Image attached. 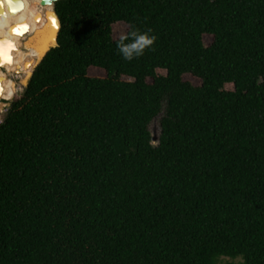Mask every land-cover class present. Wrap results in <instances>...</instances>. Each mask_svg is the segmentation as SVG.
I'll use <instances>...</instances> for the list:
<instances>
[{
	"label": "trees",
	"instance_id": "obj_1",
	"mask_svg": "<svg viewBox=\"0 0 264 264\" xmlns=\"http://www.w3.org/2000/svg\"><path fill=\"white\" fill-rule=\"evenodd\" d=\"M55 9L58 44L0 122V264H264V0ZM120 22L155 44L124 60Z\"/></svg>",
	"mask_w": 264,
	"mask_h": 264
},
{
	"label": "rangeland",
	"instance_id": "obj_2",
	"mask_svg": "<svg viewBox=\"0 0 264 264\" xmlns=\"http://www.w3.org/2000/svg\"><path fill=\"white\" fill-rule=\"evenodd\" d=\"M53 7V4H51L50 9L45 12V13H51V9ZM41 23L43 24V20H41ZM47 29L46 25L43 26H39L37 27V29H33L31 31H27L24 30L22 35L18 38L15 39V45L16 43L19 42V47L23 52H25L26 54H31V57H26L24 54L18 52V49L16 47V52L14 57H12V62L16 65V69L14 71H12V68L9 67L6 63H5V59L4 62H2L1 67H5L6 69H8L10 71V76L13 78L15 84H17V86L19 87V91L17 92V94H15L13 97L11 98H7L10 99L9 101H12L14 98L20 97L23 92H24V83L27 79V77L29 76L30 72L32 71L33 67L35 66V64L37 63V58L39 57V53H37L38 51V45H40V43L43 41L44 36L42 37V35L45 34ZM21 30V28H20ZM127 30V24L124 22H120L115 24L114 28H113V35L114 37H120L122 35H124L126 33ZM35 31V32H34ZM27 32H34V34H26ZM207 41H209V39H207ZM10 50V48H9ZM9 55V54H8ZM7 55V57H8ZM6 57V59H7ZM91 75H96V76H104V71L101 69H90L89 70ZM185 79L187 80H191L194 83L198 84V80L193 78L190 75H185L184 76ZM9 103V102H8ZM9 108V105L5 107L4 112L1 114L0 116V122L2 121L5 113L7 112ZM161 114L157 115L150 123L149 128L151 131V135L153 138V143H157L158 138H159V134H160V118H161ZM218 264H245V260L242 256H236V257H232V256H221L219 258Z\"/></svg>",
	"mask_w": 264,
	"mask_h": 264
},
{
	"label": "bare ground",
	"instance_id": "obj_3",
	"mask_svg": "<svg viewBox=\"0 0 264 264\" xmlns=\"http://www.w3.org/2000/svg\"><path fill=\"white\" fill-rule=\"evenodd\" d=\"M52 3L43 4L41 0H0V66L6 59L9 48L16 50L15 38L19 33L20 28L27 26L35 18L42 16L47 12ZM53 7L51 9V26H47L46 32L43 35L47 36L49 31L56 27ZM37 29V27L35 28ZM17 54V52L15 51ZM8 69H0V93L7 92L11 89V77ZM26 82V81H25ZM15 83V82H14ZM0 101V111L7 105L3 100ZM5 105V106H4Z\"/></svg>",
	"mask_w": 264,
	"mask_h": 264
},
{
	"label": "clouds",
	"instance_id": "obj_4",
	"mask_svg": "<svg viewBox=\"0 0 264 264\" xmlns=\"http://www.w3.org/2000/svg\"><path fill=\"white\" fill-rule=\"evenodd\" d=\"M156 39L157 37L149 32L133 30L120 37L117 49L124 60L132 61L144 55L145 51L155 44Z\"/></svg>",
	"mask_w": 264,
	"mask_h": 264
},
{
	"label": "water",
	"instance_id": "obj_5",
	"mask_svg": "<svg viewBox=\"0 0 264 264\" xmlns=\"http://www.w3.org/2000/svg\"><path fill=\"white\" fill-rule=\"evenodd\" d=\"M58 0H41V2L43 4L45 3H52L53 4V12H54V18L56 20V27L54 30L49 31V33L47 34V36L44 37L43 41L40 43V45H38V51L37 53H39V57L37 58V63L35 64V66L33 67L32 71L30 72L29 76L26 79V82L24 83V88L28 85L29 79L31 78V76L33 75V71L35 69V67L42 61V59L46 56V54L49 52V50L55 46H57L58 44V34H59V30L61 27V22H60V18L56 12L55 9V3ZM12 104V101H9V106Z\"/></svg>",
	"mask_w": 264,
	"mask_h": 264
},
{
	"label": "flooded vegetation",
	"instance_id": "obj_6",
	"mask_svg": "<svg viewBox=\"0 0 264 264\" xmlns=\"http://www.w3.org/2000/svg\"><path fill=\"white\" fill-rule=\"evenodd\" d=\"M19 42H20V39H19ZM16 47H17V43H16ZM1 69H2V70H6V68L3 67V66L1 67ZM1 100H2V99L0 98V101H1Z\"/></svg>",
	"mask_w": 264,
	"mask_h": 264
}]
</instances>
